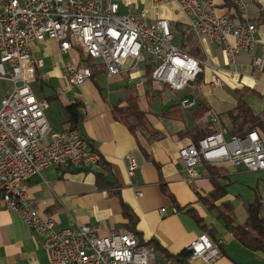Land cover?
Here are the masks:
<instances>
[{
  "label": "built area",
  "instance_id": "2783aa9c",
  "mask_svg": "<svg viewBox=\"0 0 264 264\" xmlns=\"http://www.w3.org/2000/svg\"><path fill=\"white\" fill-rule=\"evenodd\" d=\"M121 0H0V79L13 83V90L0 105V209L17 211L26 224L44 236L48 264H156L154 249L131 230L107 235L99 226L77 224L56 228L53 216L42 214L28 195L30 178L50 166L94 170L103 156L79 128L55 129L46 116L49 102L39 98L32 83L42 57H34L31 44L51 39L59 42L62 54L72 48L83 53V61L64 64L70 87L92 78L85 59L103 63L108 76L137 68L148 56L153 61L151 76L173 90L185 89L209 66L208 58L194 56L174 44L168 18L148 21L147 12L121 13ZM235 16L219 14L215 0H152L153 5L169 3L188 17V24L201 40L223 47L232 65L242 53H254L257 24L248 19L253 0H231ZM256 69L264 66L262 56H254ZM216 69V68H215ZM234 72L238 73L236 70ZM213 85H222L217 73ZM195 99L182 100L184 107ZM213 122L218 116L211 117ZM225 129L213 132L198 143L182 147L179 156L189 180L200 177V165L229 162L249 171L264 170V135L258 129L226 136ZM127 171L138 167L134 156H126ZM61 173V170H59ZM139 195L142 191L137 192ZM165 214V209H161ZM264 225V210L262 212ZM221 241L202 232L188 246L190 260L212 263L222 255Z\"/></svg>",
  "mask_w": 264,
  "mask_h": 264
},
{
  "label": "crops",
  "instance_id": "0c3cea01",
  "mask_svg": "<svg viewBox=\"0 0 264 264\" xmlns=\"http://www.w3.org/2000/svg\"><path fill=\"white\" fill-rule=\"evenodd\" d=\"M215 2L222 4L221 0ZM163 8L173 11L170 16H164L171 21V25L178 21L189 26L188 17L176 4L169 3L163 5ZM262 10L264 0H253L248 10V19L257 24L256 48L254 53L240 54L235 65L229 62L222 46L196 36L200 50L198 57L208 58L216 69L207 66L201 73L202 79L191 82L179 91L152 78L148 69L153 60L149 56L144 60L148 59L144 73L139 65L115 76H108L103 68L79 87H70L64 77L66 61L63 59L67 55L70 61L79 62L80 50L72 48L68 54H62L59 42L55 40L32 42L33 56L44 59V65L38 69V76L33 82L42 79L40 81L43 84L37 90L33 85L32 88L37 97L49 102L46 110L48 121L57 130L67 128L69 122L64 108L75 101H81L83 116L79 128L98 146L103 162L107 164V168L100 165L94 170L56 165L46 167L28 182V195L38 210L53 216L57 229L91 224L99 226L101 234L107 235L128 230L130 220L123 213V204H126L135 215V228L143 240L157 244V248H154L156 264H264V252L242 245L218 217L223 201L230 203L236 221L242 224L248 219L250 203L256 199L261 201L264 210V197L255 196L247 200L229 193V184L225 180L243 166L229 162L202 163L199 167L200 177L189 180L179 156L180 149L193 142L190 135L182 132L192 131L201 120L211 122V126L217 129L232 128L228 112L236 107L241 95L245 97L252 90L264 97V66L256 69L253 65L254 56H262L264 59V21L259 19ZM218 11L231 16L236 14L233 5L219 6ZM153 20L148 19L150 22ZM43 43L45 48L42 50ZM96 62L102 64L99 60ZM214 72L220 76L222 85L211 83ZM101 73L106 78L103 87L98 79ZM44 78L50 80L45 88ZM229 86L236 91L238 98L229 93ZM105 88L110 90L108 94L104 92ZM128 88L137 92L138 105L145 114L146 125L136 132L114 117V106L126 104ZM171 90L179 92L181 96H173ZM185 98L195 99V105L184 107L182 100ZM201 103L208 109L196 120L192 110ZM178 104L181 110L175 116H168L170 108ZM213 115L218 116L220 121L213 123ZM226 136L230 134L226 133ZM128 154L134 156L138 163L133 176L127 171L125 158ZM210 166L220 168L217 178L227 184L228 191L212 209L200 199V196H207L213 189ZM98 172H104L109 185L98 186ZM138 190L142 191L141 195L137 193ZM162 208L165 214L161 213ZM192 212L216 228V239L221 241L222 255L212 263L202 259L190 260L188 246L204 232ZM183 253L185 255L182 256ZM48 261L44 236L33 232L19 212L1 208L0 264H48Z\"/></svg>",
  "mask_w": 264,
  "mask_h": 264
},
{
  "label": "trees",
  "instance_id": "16d2710c",
  "mask_svg": "<svg viewBox=\"0 0 264 264\" xmlns=\"http://www.w3.org/2000/svg\"><path fill=\"white\" fill-rule=\"evenodd\" d=\"M220 1V0H219ZM222 4L219 2L216 3L217 12L219 13V6L222 7H231V0H221ZM222 14V13H219ZM259 19L264 21V10L261 11ZM173 32H179L181 34V49L187 51L188 53L198 56L200 55V50L196 42V35L191 29L190 26L185 25L181 22H174L172 25ZM83 53L80 51V60L83 61ZM86 64L91 67L92 77L95 76L97 72L104 68L103 63H97L96 60L92 58L85 59ZM152 67L148 69L149 74L151 75ZM105 69V68H104ZM202 74H199L195 80V82L202 79ZM139 96L134 89H127V97L126 104H116L114 106V117L128 125L130 130L136 132L138 128H143L146 125L145 114L140 109L138 105ZM81 101H75L64 108L67 122H69V126L67 128H79V125L82 120V107ZM171 110L168 113V116H175L176 112H179L181 108L179 104L170 108ZM208 109V107L204 104H198L195 109L192 110L193 117L198 120L202 117L204 112ZM228 115L231 119L232 128L221 127L219 129L211 126V122H203L202 120L197 123L195 128L192 131H185L182 134L190 135L192 141L194 143H198V141L219 130L225 129L228 134H244L248 130L258 129L262 133H264V110L255 112L253 108L249 105V103L245 100V98L241 95L238 99V103L236 107L228 112ZM220 118L218 117V121ZM214 123V122H213ZM80 129V128H79ZM103 168H107V164H105L102 160L101 164ZM99 165V166H100ZM215 166H210L209 171L211 173L213 189L209 192L207 196H200V199L208 206L210 209L217 206L216 202L222 200L228 193L227 184L222 180L218 179L217 175L221 172L220 168ZM97 184L98 186H106L109 185L110 182L104 172L97 173ZM167 191V190H166ZM169 193V192H168ZM222 206L219 207L218 217L221 218L224 222L225 228L232 233L245 247L251 250H257L264 252V225L262 223V204L259 199H256L254 202L250 203L248 207V219L245 223H238L231 212L230 203L227 201H223ZM191 211V210H189ZM123 213L130 220L127 229L131 230L140 240V244H145L147 246L157 248V244L150 241L143 240L141 233L135 228V215L132 213L130 208L123 204ZM192 215L196 219V222L201 225L204 232L210 235V237L214 241H218L216 239V228L215 226L208 225L204 222V219L192 212ZM189 251V250H188ZM190 252V251H189ZM185 253L182 254V256Z\"/></svg>",
  "mask_w": 264,
  "mask_h": 264
},
{
  "label": "rangeland",
  "instance_id": "374dc122",
  "mask_svg": "<svg viewBox=\"0 0 264 264\" xmlns=\"http://www.w3.org/2000/svg\"><path fill=\"white\" fill-rule=\"evenodd\" d=\"M121 13H127V12H139L141 10H145L147 12L148 19H155L156 17H168L170 16L171 12L170 9L163 8L162 6H155L152 3V0H121ZM164 17V18H166ZM173 29V28H172ZM174 30V29H173ZM174 44L177 46H180L181 44V34L179 32L174 33ZM45 48V44L43 43L41 45V49L43 50ZM63 59V58H62ZM64 61L68 62L70 61L69 56H65ZM154 61V60H153ZM147 61L141 62L139 64V68L143 70L146 66ZM208 70V69H207ZM104 73L99 74L100 76L98 79L101 81V86L103 87L105 85V76ZM53 79V78H52ZM42 79L37 80V82L32 83L35 90L40 88V85ZM48 80V81H47ZM44 88L49 85V79L44 78ZM136 81H138V78H136ZM53 82L56 84L55 80ZM43 84V83H42ZM13 83L9 80L0 79V105L1 100L5 95H8L13 90ZM79 87V86H78ZM60 92L63 90L59 87ZM106 94H108L109 89L106 88L103 89ZM229 93L232 96H236V98L239 97V95L236 93L234 89L229 86L228 89ZM171 93H173V96L179 97L181 96L179 92H175L171 90ZM245 100L249 103V105L256 111L259 112L264 109V97L259 96L256 92H253L250 90L248 94H245ZM189 125H191V122H189ZM226 183H228V190L230 194H236L240 198L243 197L244 199L252 200L255 196L264 197V170L262 171H248L244 170L243 167L239 169L238 172H235L234 174L230 175V178L225 180Z\"/></svg>",
  "mask_w": 264,
  "mask_h": 264
}]
</instances>
